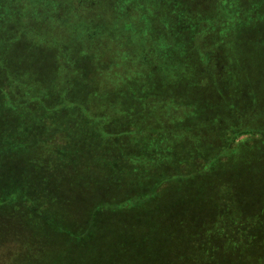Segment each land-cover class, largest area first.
I'll list each match as a JSON object with an SVG mask.
<instances>
[{
	"label": "rangeland",
	"instance_id": "rangeland-1",
	"mask_svg": "<svg viewBox=\"0 0 264 264\" xmlns=\"http://www.w3.org/2000/svg\"><path fill=\"white\" fill-rule=\"evenodd\" d=\"M18 2L0 0V47H9L11 58L16 45L7 36L18 21ZM31 2L27 13L40 28L28 38L31 57L21 74L26 83L74 74L90 79L91 88L70 98L79 107L84 106L80 100H91L95 114L161 120L166 104L176 120L187 125L206 117L201 121L207 129H214L215 114L223 109L220 99L225 94L219 99L213 89L220 83L245 92L231 96L242 104L222 113L218 121L264 134V0H82V5L80 0H36L37 7ZM202 23L205 28L199 29ZM203 54L220 62V78L203 71L198 62ZM64 57L63 70L59 63L63 65ZM172 62L178 75L165 78ZM214 66L208 64V72L213 73ZM151 75H156L153 84ZM164 78L167 94L155 90ZM102 103H109L110 109L109 104L96 105ZM215 130L200 143L210 154L225 143L214 135L221 128ZM251 154L215 172L208 178L217 180L213 186L200 177L186 179L181 189L174 182L170 192L143 208L126 213L106 208L93 222L88 214L92 195L116 197L108 185L116 175L70 166L60 170L58 165L39 171V163H30L32 170L24 173L25 162L0 156V189L12 182H32L36 190L31 195L45 202L43 206L37 199L42 205L37 213L17 204L0 205V264H146L147 258L151 264H187L189 258L226 256L256 258L257 263L264 258V143ZM95 155L84 160L105 164ZM66 159L59 161L73 162ZM144 179L122 178L138 188ZM225 195L233 202L240 198L242 210L229 209Z\"/></svg>",
	"mask_w": 264,
	"mask_h": 264
},
{
	"label": "trees",
	"instance_id": "trees-1",
	"mask_svg": "<svg viewBox=\"0 0 264 264\" xmlns=\"http://www.w3.org/2000/svg\"><path fill=\"white\" fill-rule=\"evenodd\" d=\"M18 1V21L13 24L12 34L7 36V41L14 42L16 45L13 50L14 58L9 57V47L2 49L0 47V122H3L0 124V156L5 160L8 155H11L12 158L15 157L25 162L26 172L24 173L32 170L30 163L34 167L39 163L41 165V168H37L39 171L44 168L53 170L58 165L60 170L68 169L70 166L73 170L91 171L92 173L95 170H102L110 176L116 175V178L108 179L109 188L118 193L116 197L112 198L107 194L92 195L91 207L88 209L92 222L97 218L98 213L106 208H114L125 213L143 208L163 196L166 191L170 192L174 182L180 185L178 188L181 189V183L186 179L200 177L208 181V178H211L215 172L220 170L222 173L226 169L225 166L233 165V161L240 156L246 158L252 156L253 148L259 143H264V134L259 129L247 127L241 130L240 126L236 127L233 124L225 127L218 121L222 113L242 104L239 100L233 101L231 96L239 97L237 93L244 94L245 92L235 90L230 86L223 88L220 83H218L220 87H213L215 96L219 98L225 94V98L224 100L219 98L223 103V109L215 114L217 120L214 129H207L209 125L206 126L205 121H201L206 117L198 118L189 125L176 120L173 110L169 109L166 104H164L166 113H163L161 120L147 118L153 116L140 119L114 117L104 113L95 114L96 108L91 100H87V103L85 100H80L79 104L82 103L84 106L79 107L70 98L73 92L78 94L81 89L91 88L88 83L90 79L83 80L74 74L69 79L59 77L52 82L34 80L31 82L32 85L26 83L21 74L26 71L27 60L31 57L29 53L32 44L28 38L32 39L33 35L30 32L36 34L40 27L36 23L31 24L30 12L27 13L33 7V5L26 6L28 2L32 3L31 0ZM34 4V7L38 6L36 0ZM170 21L173 22V20ZM204 26V23L200 24L199 29L205 28ZM35 34L34 37H36ZM229 57L232 58V54ZM66 58L64 57L63 65L59 63L63 70ZM175 62L177 63V60ZM198 62L203 66V71H207L213 79L215 76L220 78L222 74L218 70L220 62L212 58V55L208 56L207 60V56L203 54ZM211 62L215 65L213 73L208 72L210 69L208 64L210 65ZM173 64V62L169 63L165 69L167 72L165 78L174 79L178 75L179 70H176ZM155 76H150L152 84ZM165 78L162 85H157L155 90L166 91ZM151 93L154 92L151 91L149 94ZM19 95H24V97H17ZM104 104L109 103L96 105L104 108ZM243 104H248V107L251 105L244 102ZM110 106L109 104V109ZM65 110L71 113L66 114ZM218 126L221 130L214 135L218 136L221 141L225 140V143L216 152L210 154V149H205L200 143L213 135L212 132L216 131L215 128L217 129ZM222 133L225 139L221 136ZM5 146H9L7 152L2 151ZM16 153L19 154L18 157L15 156ZM94 154L96 158H104L102 162L105 164L99 163L96 159L92 162L84 160L85 158L90 159ZM67 157H71L73 162L67 165L59 161L69 160L66 159ZM128 175L144 177L145 184L142 187L141 183L140 188L133 182L125 184L122 178ZM99 181L101 179L98 178ZM208 182L213 186L217 180L211 179ZM31 183L12 182L5 185L3 189H0V205L17 204L37 213L45 202L42 196L31 195V191L36 190V185ZM84 189L89 190L90 185L80 191ZM100 189L103 191L104 188ZM220 193L224 194V191ZM37 199H41L43 204L41 205ZM223 199L226 206H230L229 209L237 206L240 211L242 210L241 202L243 201L240 198L233 202L225 195ZM224 252L229 254L226 250ZM255 259L229 258V256L189 258L187 264H262L264 261V258H260L256 263ZM145 263L151 264L152 259L147 258Z\"/></svg>",
	"mask_w": 264,
	"mask_h": 264
},
{
	"label": "flooded vegetation",
	"instance_id": "flooded-vegetation-1",
	"mask_svg": "<svg viewBox=\"0 0 264 264\" xmlns=\"http://www.w3.org/2000/svg\"><path fill=\"white\" fill-rule=\"evenodd\" d=\"M80 5H82V0H80Z\"/></svg>",
	"mask_w": 264,
	"mask_h": 264
}]
</instances>
